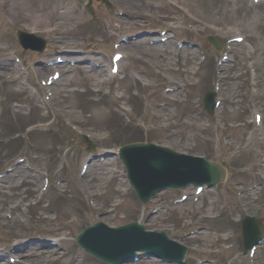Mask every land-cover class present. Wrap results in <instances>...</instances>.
Instances as JSON below:
<instances>
[{
    "label": "rangeland",
    "instance_id": "374dc122",
    "mask_svg": "<svg viewBox=\"0 0 264 264\" xmlns=\"http://www.w3.org/2000/svg\"><path fill=\"white\" fill-rule=\"evenodd\" d=\"M162 27L205 45L208 60L203 62L197 49L177 47L176 41L150 44V36L156 33L149 32ZM238 28L251 45H232V51H226L227 62L218 64L222 52L207 42V36L231 37ZM181 30L185 37L180 36ZM23 31L43 36L47 47L41 52L24 49L18 39ZM128 34L140 38L124 47L129 53L124 72L108 79L113 44ZM65 50L70 53L67 57L73 54L81 63L58 66L61 79L49 86L52 96L44 107L47 89L40 80L56 69L46 63ZM14 55L20 62H15ZM93 60L99 62L95 69ZM254 67L258 79L252 74ZM220 69L222 74L217 72ZM214 85L224 98L217 121L203 108L204 93ZM261 104L264 106V2L0 0V187L4 185L0 191V264H108L76 243L84 228L99 221L110 226L140 221L172 236L210 225L211 231L187 237L190 248L184 264H192L198 257L207 260L203 264L237 258L241 246L228 230L229 225L235 227L227 214L234 210L223 207L230 194L229 199L234 198V190L225 193L224 189L231 179H261L264 146L255 137L250 140L254 125L249 122L254 121L253 114ZM164 105L169 117H165ZM83 131L92 135L96 145L101 144L98 154L106 160L93 161L82 175L80 166L88 157V147L80 138ZM129 140L205 153L227 165L228 180L216 198L209 197L213 189L204 191L197 207L191 204L192 195L183 203L176 201L183 192L192 194L193 186L166 191L162 198L143 204L118 156L108 153ZM20 157L25 162L18 166ZM15 167L19 171L12 170ZM46 177L50 185L45 192ZM245 197L251 212L261 203L264 214L263 193ZM152 208L159 212L152 213ZM215 217L218 222L213 221ZM54 240L59 242L52 244ZM207 249L218 252L202 256ZM254 263L264 264V248L257 251ZM130 264L164 263L151 258Z\"/></svg>",
    "mask_w": 264,
    "mask_h": 264
},
{
    "label": "bare ground",
    "instance_id": "6f19581e",
    "mask_svg": "<svg viewBox=\"0 0 264 264\" xmlns=\"http://www.w3.org/2000/svg\"><path fill=\"white\" fill-rule=\"evenodd\" d=\"M214 10V9H213ZM222 108H220V110H221ZM164 112H165V117H169L171 114L168 112V111H166L165 109H164ZM255 136V135H254ZM134 148H138L137 146L136 147H133L132 145H130V146H128V154H131L132 152H134ZM118 153V152H117ZM135 154H136V158L134 159V160H132L131 159V161L129 160V162H130V164L132 165L133 163H134V165H133V171H134V176L136 175V171L137 170H139L140 168H144V167H140L141 166V164L143 163V162H145L144 161V159H145V154L144 153H137V152H135ZM171 154V153H170ZM169 154V155H170ZM109 155H111V153L109 152ZM112 156V155H111ZM118 156H119V154H118ZM165 157H161V159H160V157L159 158H157L156 156H151L150 157V159L152 160V162L151 163H149L147 160H146V162H145V166L146 167H153V168H155V169H157L158 171H161V173H163V170H164V168L163 167H161V163H160V160H162V159H164V158H167L168 156L165 154L164 155ZM175 158H174V160L176 161V163H177V165H179L180 164V162L182 161L183 163L185 162L184 161V157H182V156H179L177 153L175 154V156H174ZM168 160H169V158H167ZM153 168H149V174H151L152 173V171H154V169ZM214 172H213V174L212 173H210V177H212L213 175H215V176H217V177H222V170H221V168L217 165V164H214ZM20 177H21V175H20ZM6 185V184H5ZM176 185H180L179 183L178 184H176ZM3 188V187H2ZM0 189V191H3V189ZM257 224V226H258V228L260 229V231L261 232H264V225H262L261 223H259V222H257L256 223ZM88 240H91V241H88V242H96V241H94V238L91 236V235H88ZM97 243V242H96Z\"/></svg>",
    "mask_w": 264,
    "mask_h": 264
}]
</instances>
